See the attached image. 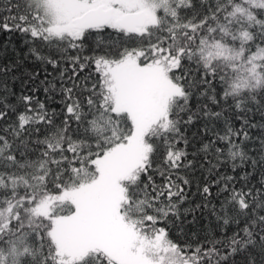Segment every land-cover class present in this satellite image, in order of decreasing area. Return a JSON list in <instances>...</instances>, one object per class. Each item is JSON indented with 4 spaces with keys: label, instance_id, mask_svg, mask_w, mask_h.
I'll use <instances>...</instances> for the list:
<instances>
[{
    "label": "snow or ice",
    "instance_id": "snow-or-ice-1",
    "mask_svg": "<svg viewBox=\"0 0 264 264\" xmlns=\"http://www.w3.org/2000/svg\"><path fill=\"white\" fill-rule=\"evenodd\" d=\"M0 8V264H264V0Z\"/></svg>",
    "mask_w": 264,
    "mask_h": 264
},
{
    "label": "trees",
    "instance_id": "trees-1",
    "mask_svg": "<svg viewBox=\"0 0 264 264\" xmlns=\"http://www.w3.org/2000/svg\"><path fill=\"white\" fill-rule=\"evenodd\" d=\"M4 3L6 4L7 3V0H4ZM3 12V8H0V13ZM9 36H11V42L14 43V44H17L19 45L20 43V38H19V35L18 34H15V33H5V32H2L0 31V45H3L9 38ZM89 71H91V69H89ZM88 73L85 72L84 75L86 76ZM179 74V73H177ZM17 75H19V73H17ZM9 88L14 90L16 92L17 95L20 94V91H21V88H22V85L20 83V81H12L11 79H9ZM38 96L41 100H45V93L43 92V90L41 89V91L38 93ZM11 101L13 103H15V98H11ZM48 103V106H49V110H52V109H55L57 111V113H60L61 112V109L63 107L62 103H61V97L59 95L55 96L54 99L52 100H49L47 101ZM66 115V112L60 116H58L57 118V122H59L60 120L64 119ZM256 119L258 120L259 119V115H257ZM75 125H73L74 127ZM239 125L237 124V127ZM199 127V125H197L196 127H193L190 132H189V135H191L192 133L196 132L197 131V128ZM157 183H160V180L157 179ZM192 192L195 191V186L192 187L191 189ZM193 199H195L193 197ZM188 205L185 204L184 207H187ZM197 215H199V213H197ZM189 220L192 219L191 216L188 217ZM206 225H208V220H205V219H200L198 220V222L195 224V225H190L189 227H187L185 229V231L188 233L189 237H191V233L192 232H199L200 235L202 236L203 235V231H201V229H203ZM230 234V232H229ZM173 238L175 239L176 236L174 235ZM180 239H183V237H180Z\"/></svg>",
    "mask_w": 264,
    "mask_h": 264
}]
</instances>
